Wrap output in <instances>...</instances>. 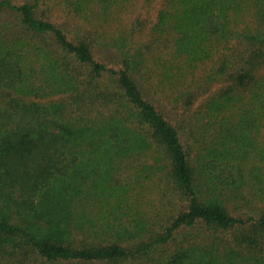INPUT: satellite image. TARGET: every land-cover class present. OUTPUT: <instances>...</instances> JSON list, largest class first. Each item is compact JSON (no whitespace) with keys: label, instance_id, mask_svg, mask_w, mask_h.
Instances as JSON below:
<instances>
[{"label":"trees","instance_id":"trees-1","mask_svg":"<svg viewBox=\"0 0 264 264\" xmlns=\"http://www.w3.org/2000/svg\"><path fill=\"white\" fill-rule=\"evenodd\" d=\"M54 1L0 0V264H264V0Z\"/></svg>","mask_w":264,"mask_h":264},{"label":"rangeland","instance_id":"rangeland-1","mask_svg":"<svg viewBox=\"0 0 264 264\" xmlns=\"http://www.w3.org/2000/svg\"><path fill=\"white\" fill-rule=\"evenodd\" d=\"M15 2H21L23 0H13ZM161 0H154L153 4L150 6V13H151V18H154L155 12L158 8V3H160ZM52 2V1H50ZM55 4L57 2V0L54 1ZM50 12L52 13V15H54V17H56L58 20L63 18V15H61L60 11L56 8V6L54 5L53 7H50ZM60 21V20H59ZM147 37V33L145 32L144 35L142 36V40L146 39Z\"/></svg>","mask_w":264,"mask_h":264}]
</instances>
